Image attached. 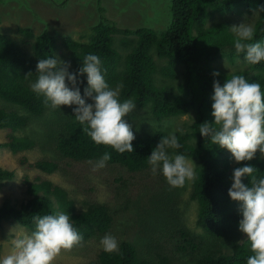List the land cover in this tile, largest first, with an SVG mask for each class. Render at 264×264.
Here are the masks:
<instances>
[{
    "label": "trees",
    "instance_id": "1",
    "mask_svg": "<svg viewBox=\"0 0 264 264\" xmlns=\"http://www.w3.org/2000/svg\"><path fill=\"white\" fill-rule=\"evenodd\" d=\"M166 1L170 22L160 32L149 27L119 26L108 18V9L106 13L100 0L97 2L100 20L91 26L89 36L81 32L82 38L87 40L69 35L59 38L43 29L35 34L29 26H13L12 35L0 32V98L29 113L7 111L0 106V129L8 131L0 148L18 153L35 145L30 137H18L14 133L27 127L31 116L41 117L50 109L31 89L38 78V61L48 57L68 62L69 72H77L86 55H97L109 86L115 88L118 83L123 84L120 100H133L138 107L147 108L155 119L151 129L143 119L132 124L134 152L120 154L109 146L96 145L82 130L84 126L76 121L73 109L57 113L48 128V140L53 142L60 158L69 160L98 161L108 152L111 159L106 163L117 165L130 175L116 180L113 192L118 193L117 196L121 197L122 191H134L136 179L144 178L152 184L156 180L163 190L146 211L152 212L148 221L151 228L156 227L166 235L170 232L176 251L183 254L180 257H186L181 263L165 252L160 253L162 245L157 240L151 242L150 238L138 247L137 241L124 239L113 231L114 217L126 209L127 196L117 207L116 203L110 204L92 194L77 207L65 188L48 180L30 182L28 177H23L22 183H26L30 197L19 204L9 200L0 203V223L13 221L29 234L35 230L33 218L36 216L60 212L69 215L84 238L78 250L86 251V259L77 264H246L247 257L253 254L247 239L240 242L235 238L242 214L240 202L230 198L228 189L234 168L245 163L256 169L253 175L264 178V159L257 151L253 160L237 164L230 151L214 145L209 137L204 138L199 129L201 123L214 121L211 115L214 80L223 85L233 74L244 75L248 82L259 83L264 91V61L248 65L245 53L235 52L236 35L231 30L234 18L247 19L256 13L251 42L264 45V0ZM67 2L63 0L60 5L64 7ZM215 15L219 16L217 21L208 24ZM213 72H219V76H213ZM80 79L83 96L86 75ZM188 113L192 115L191 120L183 123L181 130H170L164 125L172 120L170 118ZM125 119L131 124L134 117L129 115ZM170 133L176 135L182 147L168 149L169 155L182 154L195 162V179L189 181V198L197 204L195 225L199 231L187 228L168 210L169 197L181 187L169 186L162 172L153 175L147 163L160 138ZM27 160L23 156L21 164ZM28 167L50 174L60 168V163L51 158H38L30 161ZM14 177V170L0 165V186ZM249 181L250 177L242 178L245 184ZM135 211L138 212V208ZM106 234L117 239L118 252L103 251L100 240ZM143 238L149 237L142 235L139 240Z\"/></svg>",
    "mask_w": 264,
    "mask_h": 264
},
{
    "label": "clouds",
    "instance_id": "2",
    "mask_svg": "<svg viewBox=\"0 0 264 264\" xmlns=\"http://www.w3.org/2000/svg\"><path fill=\"white\" fill-rule=\"evenodd\" d=\"M236 35L234 48L237 54L245 53L248 65L264 61V45L252 43L254 26L242 23L231 26ZM70 64L58 58L40 59L36 65L37 80L31 85L32 91L43 98L45 106L52 109L76 105L73 108L76 121L84 126L83 131L96 145L113 148L117 153L134 152L135 139L125 117L136 107L131 99L120 100L122 83L111 88L101 72V60L97 55L88 54L82 59L77 72H69ZM86 75L87 86L81 95L80 77ZM219 76V72H213ZM211 97L213 122H203L199 133L209 137L214 145L227 149L237 164L251 161L257 151L264 159V91L256 82H248L244 75L233 74L223 85L213 82ZM90 98L93 102H86ZM181 144L175 134L160 138L159 143L148 156L147 163L153 175L162 172L169 186L183 187L194 181V161L190 163L182 154L169 155L168 149H179ZM111 155L105 152L93 165V171L106 166ZM91 163V162H90ZM255 168L245 163L236 167L231 177L228 195L240 202L242 218L239 230L246 234L253 253L246 264H264V178H257ZM250 177L248 184L242 182ZM35 230L30 234L17 236L12 240L9 254L0 257V264H54L62 251L82 247L84 238L65 213L46 214L33 218ZM104 252L119 251L117 239L106 234L100 240Z\"/></svg>",
    "mask_w": 264,
    "mask_h": 264
},
{
    "label": "rangeland",
    "instance_id": "3",
    "mask_svg": "<svg viewBox=\"0 0 264 264\" xmlns=\"http://www.w3.org/2000/svg\"><path fill=\"white\" fill-rule=\"evenodd\" d=\"M62 1L2 0L0 2L2 9H0V32L12 35L14 33L13 26H29L33 28L35 34L48 30L59 38L63 35H69L77 40H87L82 38L84 35L82 33L89 36L91 26L100 20L97 9L98 0H68L64 7L60 5ZM100 3L106 9V13L108 9V18L111 21L114 20L119 26L149 27L160 32L170 22V9L166 0H100ZM255 17L256 13L249 15L247 19L236 17L233 19V25L239 26L242 23L252 25ZM218 18V15L213 16L208 24L217 21ZM86 102L92 103L93 101L86 98ZM0 106L8 109L7 111L29 115L20 106L2 98H0ZM75 107L76 105L61 106L60 109L50 108L41 117L31 116L27 127L17 130L14 134L18 137L28 136L34 140L35 145L32 149L13 153L10 149L0 148V165L14 170L15 173L14 179L6 181L0 186V203L9 200L14 204H19L22 200L30 197L26 191V183H22L24 182L23 177H28L30 182L48 180L65 188L70 197L76 201L77 207H80L82 201L90 198L92 194L102 201H107L110 204L116 203L117 207L122 204L124 197L127 196L126 209L114 217L113 231L124 239L137 241L138 247L148 242L150 238L151 242L157 240L162 245L163 251L159 248L160 253H167L177 263L186 260L185 256L184 258L180 257L183 254L176 251L175 242L171 239L170 232L166 235L156 227L151 228L152 224L148 221L152 212L146 211L153 205L154 200L162 195L163 190L156 180L155 184H152L144 178H141L140 181L136 179L134 191L128 193L122 191L120 197L117 196L118 193L113 192L115 191L116 180L120 176L129 178L130 175L120 169L119 166L106 163L105 167L93 171V165L97 161H74L59 157L53 142L48 140V128L52 126L50 123L56 118L58 112L62 114V112L72 110ZM129 115L134 117L131 122L133 125L143 119L148 125L147 128L151 129L155 126V119L147 108L136 105ZM191 116V113H188L180 117H172L170 118L172 120H167L164 125L166 124L170 130L175 128L181 130L180 127H183V123L190 121ZM132 128L135 130L134 126ZM7 133V129H0V142L6 140ZM23 156L28 160L21 164ZM38 158L55 159L59 161L60 168L48 174L39 169L28 167L30 161ZM188 161L192 162L191 159ZM194 167L195 162L193 163ZM35 178L39 179L36 180ZM189 193V182H186L179 191L174 192L169 197L168 210L172 215L177 216L187 228L199 231L195 225L197 204L189 198ZM135 208H138L139 211L136 212ZM25 234L30 235L21 225L13 221H2L0 223V257L10 253L14 238ZM142 235L149 238L139 240ZM235 238L242 242L246 239V234L240 232L238 227ZM79 248L62 251L54 264H77L85 260L86 251L78 250Z\"/></svg>",
    "mask_w": 264,
    "mask_h": 264
}]
</instances>
